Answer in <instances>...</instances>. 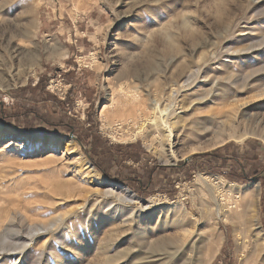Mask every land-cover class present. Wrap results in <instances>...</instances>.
I'll list each match as a JSON object with an SVG mask.
<instances>
[{
  "label": "rangeland",
  "instance_id": "obj_1",
  "mask_svg": "<svg viewBox=\"0 0 264 264\" xmlns=\"http://www.w3.org/2000/svg\"><path fill=\"white\" fill-rule=\"evenodd\" d=\"M30 56L39 65L22 78ZM186 64L201 70L180 91L177 74ZM0 72L9 82L0 88L3 105H12L10 90L44 75L59 99L70 88L69 117L84 127L95 120L107 144L138 143L146 155L138 163L127 160V166L157 170L148 192L137 194L102 174L73 134L0 124V264H264V173L239 183L210 171L168 169L246 140L257 144L264 165V139L258 137L186 154L188 143L181 141L182 125L222 107L223 92L239 88L246 76L235 95L241 107L259 106L264 114V94L249 89L264 86V0H0ZM125 81L152 101L178 93L179 107L170 117L177 160L167 157V144L162 155L150 138L132 137L133 127L115 125L112 112L102 120V107L121 98L118 84ZM206 91L210 100L197 98ZM228 182L236 189L259 187L256 218L245 237L227 205L224 214L218 211L215 196L222 203L218 191ZM109 184L118 198L106 194ZM230 201L233 208L245 204L235 192ZM30 226L42 229L30 236ZM241 241L244 247L237 250ZM111 255L116 260L108 263Z\"/></svg>",
  "mask_w": 264,
  "mask_h": 264
},
{
  "label": "bare ground",
  "instance_id": "obj_2",
  "mask_svg": "<svg viewBox=\"0 0 264 264\" xmlns=\"http://www.w3.org/2000/svg\"><path fill=\"white\" fill-rule=\"evenodd\" d=\"M193 42H194V38H193ZM59 54L64 55L65 53L61 52ZM38 65H39V61L36 60L35 56L28 57L27 61L25 62V67L23 68L20 74L21 75L20 77L24 78V74L28 69L35 68ZM227 65H229V63H225L224 67ZM193 68L194 66H191V64H186L182 66L181 68L182 70L178 72L177 76H179L183 80V84L181 85V88L180 87L178 88L180 91L189 89L191 85L194 83V80L197 79V77H199L198 75L201 70L200 66H197L194 69ZM232 75H233L232 73L228 74L227 77L229 78ZM248 78L249 76L243 78L241 85H239V88L231 89L230 91L225 90L226 92H232V93L223 92L222 94L223 97L220 98L223 105L220 106L222 107L211 110V112L207 113V115L196 116L191 121L188 120L187 126L182 125L181 141H184V144L188 143L185 145L186 147H183V150H185L184 151L185 154L207 150L230 140H233L235 142H241L248 136H254L264 139V134L262 133V129H263L262 126H264V116H263L264 114L259 109L260 107L259 106H254V107L252 106L249 108L241 107L243 105L242 104L240 105L238 98L235 95L237 94L238 91L243 90L245 88L246 85L244 83H246ZM7 79H5L2 73L0 72V88L7 87L9 85ZM129 87L130 86H128L126 81L118 84V90L119 93L121 94L120 95L121 98L118 97L116 101H111L110 103L108 102L105 105L103 104L104 106L102 107L101 110L102 120L105 117H107L106 116L107 113L112 112L114 116L112 118H114L115 125H124L130 128L133 127L134 133L132 137H136L137 135H143L145 137L150 138L152 143L156 142L158 144V148L162 152V155L164 154L163 147L165 144H167L169 156L167 155L166 156L173 160L174 159L177 160V158L179 157L178 155L179 153L177 154L173 150L174 138L176 133L174 132L175 120L171 121L170 117L174 114L175 107L178 106L177 104L178 93L170 91V93H168L166 97H163V100L160 95H157L154 96L155 98L152 101L149 100L148 98H143L139 95H136V93L132 92L133 91L132 89H131L132 91L130 90L131 87L130 88ZM249 89L256 92L255 96H261L262 94H264V86H258L257 88L249 87ZM192 93L193 92H191V94ZM196 95H200V94H196ZM209 96H210V92L206 91L203 95L197 98L198 99L206 98V100L207 99L210 100ZM164 101H166L165 104H163ZM203 138H206L205 141L200 142L199 140L201 139L203 140ZM200 177L203 180L206 179V175H200ZM219 178L220 180L225 182L222 177ZM235 185L239 187V185L235 183L228 182V184L225 185L224 191L223 190L221 191L219 189L218 192H219V196L221 197L220 199L222 202L220 203L221 205L218 204V198H217L218 196L217 197L215 196V199L217 200L218 211H220L222 207L226 205L228 206L226 209L228 210V214H229L228 216L235 218L237 221H239V226H241L240 229L238 228L240 230V235L245 237L246 235L245 229L250 227L251 226L250 221L256 218L255 204H256V198L258 196L259 187L257 184L253 183L247 185L246 187H241L236 189L235 187H233ZM105 187H106V194L114 195L117 198L119 197L115 192L116 191L115 185L109 184L106 185ZM214 188H218L216 184L214 185ZM212 189L213 188L209 187V190L211 192H213ZM234 192L238 194V197H240V199H243L245 201V204L244 206H242L241 209L240 208L238 209L236 205L234 206V208L232 205L229 206V204H232L230 203L231 202L230 198ZM129 194H130L129 196L131 197L133 196L132 193L129 192ZM220 212H222V210ZM29 228L30 231L28 235L30 236H32L31 234L32 231H38V230L40 231V229H42V227H38V226L37 228H33L32 226H30ZM14 243L12 242L11 245H14ZM239 244L240 246H238L237 250L242 249V247H244L245 242L242 243L241 241V243ZM241 245L243 246L241 247ZM261 245L264 246V244ZM20 247L23 248L24 246H20ZM112 257H114V255L108 257L107 259L108 263L109 262L112 263L113 260H116L113 259Z\"/></svg>",
  "mask_w": 264,
  "mask_h": 264
},
{
  "label": "trees",
  "instance_id": "obj_3",
  "mask_svg": "<svg viewBox=\"0 0 264 264\" xmlns=\"http://www.w3.org/2000/svg\"><path fill=\"white\" fill-rule=\"evenodd\" d=\"M47 81L42 75L33 85L29 81L25 86L10 90L9 96L13 102L11 106L0 103V124L16 125L27 130L37 128L73 134L77 141L87 145L88 158L102 174L121 182L137 194L148 192L153 183V172L157 170L147 166L143 169L132 168L125 163L127 160L138 163L142 160V155H146L142 154L138 143L107 144L96 132L95 120L84 127L80 121L68 116L73 104L68 97L70 88L65 98L59 99L47 89ZM256 145L251 140H246L241 146L228 142L210 152L195 154L189 162H180L168 169L174 174L180 171H210L219 173L230 181L248 182L253 178H260L264 173V165L260 167L259 163L262 153L256 151ZM157 176L158 180L164 178L161 174ZM187 177L189 175L183 176L184 179Z\"/></svg>",
  "mask_w": 264,
  "mask_h": 264
},
{
  "label": "water",
  "instance_id": "obj_4",
  "mask_svg": "<svg viewBox=\"0 0 264 264\" xmlns=\"http://www.w3.org/2000/svg\"><path fill=\"white\" fill-rule=\"evenodd\" d=\"M72 136V135H71Z\"/></svg>",
  "mask_w": 264,
  "mask_h": 264
}]
</instances>
